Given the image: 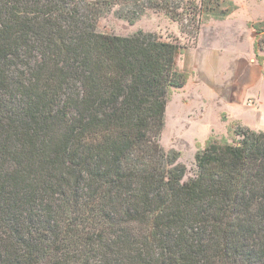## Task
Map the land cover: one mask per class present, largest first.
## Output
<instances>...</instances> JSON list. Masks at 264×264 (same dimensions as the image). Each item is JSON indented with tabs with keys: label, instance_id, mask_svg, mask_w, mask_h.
Listing matches in <instances>:
<instances>
[{
	"label": "trees",
	"instance_id": "trees-1",
	"mask_svg": "<svg viewBox=\"0 0 264 264\" xmlns=\"http://www.w3.org/2000/svg\"><path fill=\"white\" fill-rule=\"evenodd\" d=\"M182 2L0 0V264H264V132L210 137L185 181L160 140L189 47L97 30Z\"/></svg>",
	"mask_w": 264,
	"mask_h": 264
},
{
	"label": "rangeland",
	"instance_id": "rangeland-1",
	"mask_svg": "<svg viewBox=\"0 0 264 264\" xmlns=\"http://www.w3.org/2000/svg\"><path fill=\"white\" fill-rule=\"evenodd\" d=\"M202 2L203 0H184L182 2L183 11H179V13L183 12L182 15L184 16L181 22H174L161 13L147 11L131 24L120 17L118 8H114L102 15L97 30L100 33L120 37H130L137 31H143L144 33L155 34L163 41L176 42L182 49H185L192 46L193 38L196 36L199 25L200 32L203 25L208 24L210 21H219L212 18L213 15L208 14L204 6L217 8L216 14L221 12H230L231 14L236 11L232 6V2H234L240 6V9L235 13V20L229 24H232L234 29L241 34L247 32L248 28L254 30L257 33L254 46L256 56L259 46L261 47V54H264V0H220L218 2L216 0H207L203 2V7ZM256 18H260L259 22L248 24L249 21H253ZM181 54H179L177 62L182 59ZM261 58L264 61V56H261ZM179 71L182 72L181 69ZM194 87L190 83L187 89L172 93L166 106L165 127L160 140L164 151L179 153V162L187 170L184 177L185 181L194 177L196 172L195 155L199 149L205 147L196 144L195 151L193 144L197 139H203L206 136V131L210 126H219L217 113L212 107L211 97L206 94V91H202L200 96ZM199 105H201V108ZM260 109L264 117V105ZM200 110L203 113H200ZM233 128H235V125ZM232 129L228 130L227 137H222L221 134H211L210 137L218 143L226 141L232 144L239 140V137L235 135Z\"/></svg>",
	"mask_w": 264,
	"mask_h": 264
},
{
	"label": "crops",
	"instance_id": "crops-1",
	"mask_svg": "<svg viewBox=\"0 0 264 264\" xmlns=\"http://www.w3.org/2000/svg\"><path fill=\"white\" fill-rule=\"evenodd\" d=\"M232 3L236 11L224 20L203 25L196 44L184 50L182 59L177 62L178 68L188 74L186 85L179 91L187 89L190 83L200 96L206 91L218 117L219 126H210L206 136L196 140L195 151L196 144L203 147L211 134L227 137L234 125L264 132V117L260 111L264 105V67L256 59L257 34L249 28L241 34L229 24L240 9ZM259 20L256 18L248 24ZM257 55L264 56L260 50Z\"/></svg>",
	"mask_w": 264,
	"mask_h": 264
}]
</instances>
